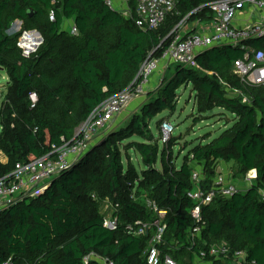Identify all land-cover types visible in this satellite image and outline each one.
<instances>
[{
    "label": "trees",
    "instance_id": "1",
    "mask_svg": "<svg viewBox=\"0 0 264 264\" xmlns=\"http://www.w3.org/2000/svg\"><path fill=\"white\" fill-rule=\"evenodd\" d=\"M209 1L179 0L162 26L145 30L136 22L137 0H130L134 15L130 19L104 0H0V66L10 79L0 108V151L9 162H0V176L11 172L17 162L38 159L54 145L72 141L98 107L134 83L152 53L158 56L165 50L172 31L185 16L212 19L208 6L194 12ZM52 9L54 21L49 15ZM71 19L78 36L63 29L64 21ZM17 20L23 27L11 35L9 30ZM23 30L38 31L43 37L42 45L29 58L17 45ZM252 43L264 48V40ZM242 56L238 47L217 45L198 55L196 68L170 64L165 77L149 88L127 126L98 140L99 145L53 178L44 191L0 213V264L9 257L13 264H103V259L115 264H148L149 236L136 237L125 231L130 222L155 217L146 197L168 210L161 248L178 264H198L196 251L216 241H225L232 252L244 251L246 264H264L260 193L264 188V88L243 84L233 72L234 60ZM189 84L197 92L195 104L200 112L221 107L234 113L237 121L212 141L196 145L177 165V140L172 137L161 148L150 122L167 110L175 111L178 90ZM226 87L246 93L250 101L243 102L241 95L227 96ZM32 92L38 95L34 108ZM165 120L158 121L160 135ZM121 147L141 156L145 166L141 174L134 163L125 166ZM220 160L234 161V177H245L256 169L258 179L249 189L232 197L219 196L203 207L206 227L195 248L189 250L194 201L188 191L209 189L219 176L216 167ZM197 164L204 170L199 182L193 179ZM105 199L118 204L117 229L104 224L105 215L99 208L100 200ZM177 241L185 246L174 249ZM227 261L237 264L232 257L210 258L207 263Z\"/></svg>",
    "mask_w": 264,
    "mask_h": 264
},
{
    "label": "built area",
    "instance_id": "2",
    "mask_svg": "<svg viewBox=\"0 0 264 264\" xmlns=\"http://www.w3.org/2000/svg\"><path fill=\"white\" fill-rule=\"evenodd\" d=\"M104 1L112 10L123 12L120 6L116 5L115 0ZM124 1L127 5L130 2V0ZM178 2L179 0H137L134 10L137 25L145 30L158 29L176 10ZM205 6L210 8L212 19L203 24L201 29L186 35L180 33V25H177L165 50L158 56L152 53L141 66L134 83L98 107L79 128L72 141L65 142L61 146L54 145L50 152L38 159L17 162L11 172L0 176V208H8L25 198L38 195L49 186L53 178L72 168L86 154L91 142L111 127L115 118L131 101L147 94L152 77L160 71L167 70L170 64L193 67L201 52L217 45H231L243 51V56L233 62V72L243 84L264 88V48H257L252 43L254 40H264V0H211ZM49 15L54 21L55 10L52 9ZM244 15L250 22L240 25V16ZM71 33L73 35L79 33L76 25L72 27ZM42 43L41 35L37 34V31L23 30L17 45L22 55L29 58L38 51ZM30 100L31 107L34 108L38 102L36 92L30 93ZM174 130L169 120L161 124V140L164 145H168ZM193 179L196 182L200 181L201 175L198 170H194ZM257 179V170H250L245 176V180L252 186ZM241 191L237 183L226 179L224 175L217 176L209 189L196 187L188 191L189 198L194 201V206L190 210L194 225L188 235L189 250L195 248L197 238H201L206 227L203 207L211 204L219 196L232 197ZM260 193L264 201V188ZM132 197H135V193ZM145 203L155 213V217L152 220H136L126 224V233L136 237L149 236V246L145 250L148 264H178L175 258L170 254H164L161 248L165 244L168 210L160 208L156 201L148 197L145 198ZM111 206V212L104 217V224L109 229H117L120 226L118 204ZM182 246L185 244L177 241L174 249H180ZM195 255L197 260L204 262L210 258L232 257L237 264L247 263L246 253L232 252L227 243L207 244L205 248L196 251ZM103 261L106 264H115L109 259ZM2 264H13V258L9 257ZM252 264L256 262L253 261Z\"/></svg>",
    "mask_w": 264,
    "mask_h": 264
},
{
    "label": "rangeland",
    "instance_id": "3",
    "mask_svg": "<svg viewBox=\"0 0 264 264\" xmlns=\"http://www.w3.org/2000/svg\"><path fill=\"white\" fill-rule=\"evenodd\" d=\"M22 21H15V23L12 25L11 29L9 30V34L13 35L20 31L22 29ZM181 34L183 32L180 31ZM173 66V65H172ZM193 67L196 68V65H193ZM174 70L173 67L170 68V73H172ZM164 71V70H163ZM163 71L158 72L157 77L162 79L163 77ZM154 75V76H155ZM153 79V77H152ZM151 79V83H152ZM8 74L5 69H1L0 67V108L2 101L4 99V95L6 93L7 87H8ZM150 87H153L152 85ZM152 89V88H151ZM225 93L227 96L230 97H240L242 98L243 102H249L250 99L247 96L246 93H238L233 89H230L228 87L225 88ZM147 95V94H146ZM146 95L142 98L143 100H138L142 98L135 99L131 101L123 110L121 114H119L113 124L110 128H108L106 131H104L100 136H97L95 138L96 140L91 142L89 149L94 147V145H99L100 141L98 143V140H103L107 135L111 134L112 132L127 126L131 118L134 116V114L139 112L140 106L142 102L146 99ZM197 95V92L194 90L193 85L189 84L187 86H182L178 90V100H177V108L175 111H165L161 114H159L156 118H154L150 122L151 129L155 135L156 140L159 142V145L161 148L164 146L161 135H160V128L158 125V121L162 118L169 120L175 130L173 132V136L175 140H177V143L174 147V156L176 157V163L177 165H181L184 157L199 143H208L212 141L213 139L217 138L223 131L226 129L232 127L235 122L237 121V117L234 113L231 111H228L227 109L216 107L210 111L206 112H200V109L196 107L195 104V97ZM1 120H0V132H1ZM134 140H141L139 137L134 136ZM132 140V139H131ZM127 141H125L126 143ZM88 149V150H89ZM121 151L123 154V159L125 162V166L128 167V165L134 163L136 167L138 168L139 174L142 173V170L145 168L144 164L142 163L141 156L138 155L134 150H126L125 148L121 147ZM88 152V151H87ZM86 152V153H87ZM199 171V174L203 176L204 170L203 167H201L199 164L196 165ZM235 166V165H234ZM237 168L234 167L232 171H236ZM219 171V170H218ZM244 176L242 177L240 174L236 175L234 177L235 183H237L238 180H242ZM238 185V184H237ZM111 200H100V208L99 211L103 215H107L111 212L112 206H111ZM6 208V207H5ZM0 208V213L5 209ZM226 243L225 241H216L213 244H223ZM97 259H99L97 257ZM101 261V260H100ZM103 264H106L102 260ZM206 264V263H203ZM224 264H228V261Z\"/></svg>",
    "mask_w": 264,
    "mask_h": 264
},
{
    "label": "crops",
    "instance_id": "4",
    "mask_svg": "<svg viewBox=\"0 0 264 264\" xmlns=\"http://www.w3.org/2000/svg\"><path fill=\"white\" fill-rule=\"evenodd\" d=\"M115 2H116V5L117 6H120L121 11H123V12H120V11H117V12H120L125 18L130 19L132 17V15H133L132 6L130 5L131 2H129L128 5H127V3L124 0H115ZM204 6H205V4L200 5V7H197L196 9H194V12L197 11L198 9L203 8ZM171 15H173V14H171ZM191 15L192 14L189 13L187 16H185L177 24V25H180V31L183 32V34H185V35L187 33H191V32H194V31H197V30L201 29L202 26H203V24H205V23H207V22L210 21V19L209 20H205V19H203V20L202 19H199V20H191L190 19V16ZM18 21H20V20H18ZM248 22H250V21L248 20L247 16H245V15L244 16H240V19H239L240 25H245ZM73 26H75V20L74 19L65 20L64 21V25H63V29L66 30V31H68V33L70 35H72V36H78V34L77 35H73L71 33V29H72ZM37 34L41 35L38 31H37ZM41 38L43 40L42 35H41ZM9 80L10 79H9V76H8V82H9ZM160 80H161V78H160ZM160 80L157 77V75L153 76L152 83H151V85L153 86V88L156 87V85H158V83H159ZM143 99L144 98L138 99V100H143ZM1 129H2V125H1ZM0 162L3 163V164H7L9 162L8 156L3 151H0ZM232 169H234V161L227 162V161H224V160H220L217 163V167H216L217 174L218 175H224L226 179H229L231 181L232 180L235 181V179H234V171H232ZM252 170H256V169H252ZM237 184L242 189V191H244V190L249 189L250 187H252V184L249 183V182H247L245 180V177L242 180H238L237 181ZM195 261L198 262V264H203V263L209 264V263L204 262V261H199V260H195Z\"/></svg>",
    "mask_w": 264,
    "mask_h": 264
},
{
    "label": "water",
    "instance_id": "5",
    "mask_svg": "<svg viewBox=\"0 0 264 264\" xmlns=\"http://www.w3.org/2000/svg\"><path fill=\"white\" fill-rule=\"evenodd\" d=\"M41 40H42V38H41ZM1 67V66H0ZM1 69H4L3 67H1ZM166 71L167 70H165V71H163V78L165 77V75H166Z\"/></svg>",
    "mask_w": 264,
    "mask_h": 264
}]
</instances>
